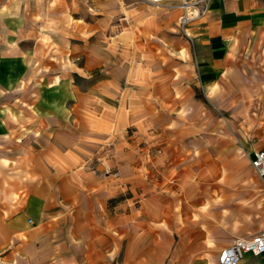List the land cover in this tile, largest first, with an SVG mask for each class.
<instances>
[{
	"label": "crops",
	"instance_id": "obj_1",
	"mask_svg": "<svg viewBox=\"0 0 264 264\" xmlns=\"http://www.w3.org/2000/svg\"><path fill=\"white\" fill-rule=\"evenodd\" d=\"M38 5L24 29L78 30L80 78L48 71L10 150L0 114V264H211L261 232L264 0H208L190 39L175 2Z\"/></svg>",
	"mask_w": 264,
	"mask_h": 264
},
{
	"label": "rangeland",
	"instance_id": "obj_2",
	"mask_svg": "<svg viewBox=\"0 0 264 264\" xmlns=\"http://www.w3.org/2000/svg\"><path fill=\"white\" fill-rule=\"evenodd\" d=\"M32 1L34 0H0V114L7 120V150L13 149L15 105L22 107L23 117L28 118L31 102L45 96L48 82H65V79L58 77L47 79L45 75L48 71H68L71 75L68 80H73L76 84L80 78L82 61L78 30L67 29L66 25L64 29H24L29 19L26 16L28 13L24 12L30 10ZM50 1L55 5V0H38L40 22L45 20L43 11ZM58 18L56 16L54 20L57 22ZM66 20L72 21L71 18ZM9 133L12 135H8ZM9 163L8 159L7 164ZM113 175L117 176V173Z\"/></svg>",
	"mask_w": 264,
	"mask_h": 264
},
{
	"label": "built area",
	"instance_id": "obj_3",
	"mask_svg": "<svg viewBox=\"0 0 264 264\" xmlns=\"http://www.w3.org/2000/svg\"><path fill=\"white\" fill-rule=\"evenodd\" d=\"M152 5L167 2H175V7L180 14L177 18V27L182 36L190 39L187 35L189 23L198 15L203 14L207 8L208 0H143ZM250 166L253 171L264 181V150L250 153ZM116 175V174H115ZM264 256V229L248 239H237L231 244L221 248L215 262L211 264H239L243 256Z\"/></svg>",
	"mask_w": 264,
	"mask_h": 264
}]
</instances>
